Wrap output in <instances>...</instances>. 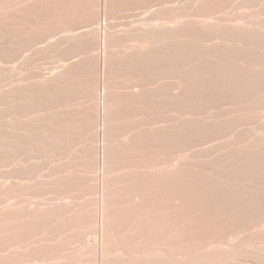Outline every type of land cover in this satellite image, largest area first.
Segmentation results:
<instances>
[{
  "label": "bare ground",
  "instance_id": "bare-ground-1",
  "mask_svg": "<svg viewBox=\"0 0 264 264\" xmlns=\"http://www.w3.org/2000/svg\"><path fill=\"white\" fill-rule=\"evenodd\" d=\"M240 1L233 4V0H0V51L5 55V60L2 59L4 62L0 61V109H3V115H0V264H252L247 262L251 253L256 259L260 254L263 257H258L264 259V163L261 164L264 161V134L254 133V137L250 135L245 138L250 131L244 134L245 137L241 133L249 129L242 128L241 132L232 134V127L231 131L228 128V141L225 135L229 134H226L225 128L223 136L227 140H224L226 145L223 143V150H237L231 152L237 155L238 161L235 163L229 162L235 155L228 151L225 153L230 155H225L231 156L229 161H224L228 160L227 157H217L222 144H218L219 148H208L212 153L218 150L213 156L216 154L215 158L219 161L210 152L209 156L214 161L206 158L209 157L207 151L201 152L204 156L207 154L205 158H201V153L180 158L179 153L187 150L184 140L189 132L196 133V137L199 134L203 136L202 131L206 127L209 131L215 126L212 130L215 132L216 127L222 125L223 119H216L218 115H213L215 107L212 114L206 111L210 101L208 96L203 95L211 89L216 91L218 80L212 83L215 88L211 84L210 91L206 92L203 90L205 87L201 88L206 82L197 88L201 80L197 76L199 81L194 79L197 85H194L195 90L192 84H188L195 82H188L186 74L183 75L184 62H180L184 58L173 63L175 68L178 63L182 67L175 72L173 66L175 73L170 72L167 62L169 72L163 73V66L159 70L164 75L175 74V77L168 75L175 78L169 85L165 83L168 77L163 82L161 76L164 75L156 77L158 71L155 74L152 72L154 69L151 68L155 65L150 68L154 76L150 73L152 80L149 82L142 76L150 66H145L146 71L142 70V66L140 71L137 66L140 58H149L147 55H159V58L166 57L169 61L172 55L176 59L183 57L188 53L184 50V44L190 40L185 43L184 38L187 39V34L191 37L190 33H183L185 26L188 29L191 27L193 32L198 25L214 23L213 29L210 28L212 26L209 28L215 31L218 26L221 27V23L224 24L223 21L231 23L225 10L232 4L241 7ZM237 7L234 8V15ZM241 11L244 12L239 10L240 16L237 13L235 19L231 18L234 21H230L235 27H242V35L248 21L240 18L243 14ZM218 13L228 19L219 18ZM215 22L221 23L215 28ZM257 24L254 27L258 28ZM232 25L228 27L233 31ZM250 25L251 22L247 27ZM222 26L220 30L217 28L219 33L228 29ZM150 27H153V32L148 30ZM204 27L208 29V25ZM199 28L197 31L202 30ZM253 30L250 33L256 35L260 28L255 29L256 32ZM124 35L128 38L123 49L127 54L121 52L123 46L120 47ZM242 36L239 37L243 40ZM118 39H122V43ZM260 39L257 41L262 44ZM248 42L250 45L255 43ZM188 48L186 46L185 49ZM224 48H228L227 45ZM120 55L125 59V64L129 61L127 59H131V66L123 67L124 62L120 65L123 60L120 61ZM257 56L256 59H259ZM189 61L192 62L191 59ZM189 61L184 64L187 65ZM263 61L262 64L258 62L262 67ZM251 64L248 66L251 67ZM207 65L206 68L202 67L205 69L203 72L209 70H206ZM257 67V71L260 70L259 65ZM249 69L243 72L246 78L254 74L258 76V83L253 81L251 85H264L259 80L261 70L260 76L256 70L247 76V73H252ZM237 70V73L240 72ZM136 71L143 79L136 77ZM228 71L224 73L227 75ZM199 73L202 71L198 70ZM202 75L199 76L205 74ZM231 75L230 82L234 81V78L231 79L234 75ZM237 77L238 80L240 76ZM223 80L222 86L228 87L230 84L226 86ZM239 82L241 86L242 81L239 80L238 83L236 81L237 86ZM217 85V89H220L219 83ZM240 86L237 87L238 91L232 90L236 93L241 91L242 94L249 87L244 90L243 84V91ZM224 87L221 88L225 90ZM187 88H194L195 91L202 89L205 93H199L201 90L197 92L203 95L201 97L191 89L186 92ZM229 89L227 94L232 92ZM252 89L248 90L253 92ZM255 90L264 94L263 90ZM190 91L198 98L208 97V108H204L213 118L210 115L207 119L196 115L200 109H196L199 106L195 105L204 100L198 99L196 103V97H192L195 101L187 97ZM220 91L217 90V93ZM223 93L226 94L222 92L221 95ZM215 96L218 99L219 95ZM254 99L251 100L254 102ZM189 100L194 101V111H198L196 114L189 108ZM214 103H218V100ZM237 105L239 112L242 106ZM163 108L166 115L176 113L170 116L173 119L165 117L163 113L160 115L164 118L156 113L153 115L158 116L150 117V111L162 109L161 112H165ZM243 110L240 112L243 113ZM241 121L239 118L238 122ZM226 125L231 127L232 124ZM201 128L204 129L197 135ZM207 135L208 132L205 137ZM205 137L199 138L205 141ZM195 143L191 142L193 146ZM172 152L177 160L171 157ZM255 253L258 254L255 256ZM256 259L253 258V261ZM262 259L259 262H264ZM255 262L259 263L257 260Z\"/></svg>",
  "mask_w": 264,
  "mask_h": 264
},
{
  "label": "rangeland",
  "instance_id": "rangeland-1",
  "mask_svg": "<svg viewBox=\"0 0 264 264\" xmlns=\"http://www.w3.org/2000/svg\"><path fill=\"white\" fill-rule=\"evenodd\" d=\"M233 1H234V3L232 2L233 4H237V2L240 1V0H238V1L236 0V3H235V0H233ZM261 1H263V2L261 3L262 5L259 4ZM240 2H241V4L238 3V5L240 4V5L244 6V8H242V6H241V7L238 6V7L241 8V9H239V8L237 7V5H236L235 7H237V8H236V9H237V13H239V14H238V17L240 16V12H239V10H243L244 12L241 11V14H242V13H243V14H242V17H240V18L245 19L246 21H248V22H246V23H248V24L245 25L247 29L245 30V27H244V29H243V30L245 31V34H246V35L244 34V32H243V34H242L243 36L241 35V32H242V27H241V26H239V25L236 24V25H237L236 27L238 28V29H237V28L235 27V24L232 25L233 22L230 21V20H233V19H231L232 17L235 19L234 16L237 15V13H236V15H234V14H235V9H234L235 7H234V5L232 4L231 6L228 7V9H226V8H225L226 10L224 9V10L226 11V13H228V14H226L225 11L222 10V14H223L224 16L228 15V17H230L229 22H231V23L228 24V22H225V21H223L224 24L221 23V22H220V23H221V27H224V26H222V25H225V28H228V29H229V27H230L229 25H232V26H233V28H232L233 31H232L231 29H229V30L227 29L226 31H224L225 28H222L221 30L224 29V30H223L224 32L220 31V33H219L218 29H219L220 26H218V25H219L220 23H218V22H217V23L215 22V28L218 26V27H217L218 29L216 28L218 32L216 31L215 28H214L215 31H214V30H211V29H213V27H214V23H213V25H211V23H210V24H209V23H208V24H204V23H203V26H199V25H198V27H197V28L195 27V29H194V31H193L195 35L192 34L193 32H192V28H191V27H190V29H188V26H185V27H184L183 33H184V34H186V33H190V34H191V37H190V38H189V36H190L189 34H187L188 37H187L186 35H184V37H185V36L187 37V39L184 38L185 43H186V40L190 39V40H188V41H190V42L187 41V44H184V45H185V46H184L185 48H186V46H187V48L190 46V47H189L190 50H188L189 48H188L187 50L184 48L185 51H188V53H190V54H188V53H186V52L184 51V53H186L190 58H189L186 54H184L185 56L183 55V57L180 56V58H178V56H177L178 59L175 58V57H176L175 55H174L175 57H173V55H172V58H169V59H170V61H169L168 59H167V60L165 59L166 57H164V59H163V58H159V55H158V57H156V55H152V57L155 56L156 59L158 58V61H159V62H158L155 58L152 59L151 55H147V56H149V58H147V59L150 61V57H151V61L154 60V63L156 62L155 64L153 63V61H152V62H151V61L148 62L147 59H145L146 62H145L144 64H142V63L145 61V60H144V57H143V59H142V58L139 59L140 62H139L138 64H139L140 66H139V65H137V66L140 67V69H139V68H138V69H139L140 71H142L143 69L146 71L147 69H145V68H146L145 66L149 65V66H150V67H149V70L146 71V72H148L149 74L146 73V72H143L145 75H143V76L140 75V77H139L138 75H139L140 72H137V71H136V77H139V79H143V78L145 77V79L148 80V82H149L150 80H152V78H150V76H151L150 73H151V71H152L153 69H154V70H153L152 72H153L154 74L156 73V70L158 71L157 74H155V76H156V75H158V76L164 75L163 73L166 72V71H167V73H168V72H169V71H168V68H169V67H170V68H169L170 72H173V73L177 72L178 67H179V69L181 70V69H182V67L180 68L181 64L179 65V63H178V64H177L178 67L175 68V66H174L173 63H175L177 60H180V59H183V58H184V59L186 58L185 60H188V61H189V59H191V61H192L191 63H192V64H193V60H194V65H192V64L190 63V61H189L188 64H189L190 66H189L188 64H187V65L184 64V63L188 62V61H185L184 59H183L184 61L182 60V62H180L181 60L178 61V62H180V63H183V62H184V63H183V65H184V66H183V69H184V70H183V73H184L183 75H185V74L187 75V73L190 71V73H189L187 76L185 75L186 80L188 79V80H189L188 82H191L192 80L194 81V79H195L197 76H198L199 79L202 80V81L200 80V81H201V82H200V81L198 80V78H196V79H197V82L199 81V82H198V86L196 85V82H195L196 80L194 81V82H195L194 84H193V82L188 83V84H192L191 87H193V86L195 85V86H197V88L199 89V88L201 87L199 84H201V83L203 84L204 82H206V84L204 83L206 86H205V85L203 86V85L201 84V85H202L201 88H204V87L206 88L207 85H209L210 87H208V89H209V88L211 89V84H212V83H214V84L217 83V80H218V83H219V85H220V86H219L220 89H219V88L217 89V87H218L217 84H218V83L215 85V87L217 86L216 89H215L216 91H214V90H212V89H211V91H210V89L208 90L207 88H206V89H205V88L203 89L204 91L207 90L206 92L210 91V92L213 93V94H212V93L209 92V93H207L206 95L203 94L204 96H208V97H209V101H210L209 105H208V101L206 100V98L208 99V97H206V98L203 97V98H205V99H203V98H200V97L198 98L197 95H191V94H190V93H192V94H194V93H195V94H199V93H201V92H202V93H205V92L202 91V89H200L201 91H200V90L195 91V90H196V87H195V86H194L195 90H194V88H193V89H191V88H187V91H186V92H188L190 89H191V91L193 90V92H194V93H193V92L190 91V92L187 94V97H191V98H192V97H194V98L196 97L195 99H197V101H195V99L192 98L196 103L199 102L198 99H202V100H204V101H202V102H203L202 105H201L202 102H199L200 105H199V104L195 105L194 101H193V102H190V100H189L190 103L188 102V103H189V104H188L189 108L193 109L192 111H194V108H195L196 106H199V107H196V109L199 108L200 110H198V111H200V112L196 114V112H198V111H194L195 114L198 115V117H202V118H205V119L210 118V117H211L210 113L212 114V109H214L213 107H215V109L213 110V111H214V112H213V115L216 117L217 115L219 116L218 113H220L219 118H218V116H217L216 119H220V118H221V119H223V121H221V122H222V125H219V126L216 127L217 129L215 130V132L212 131V130L215 129V128H214L215 126H213L214 129H213L212 127H210V128H212V129H210V128L208 127V128L210 129L209 131H212V132H214L215 134L212 133V132H209L208 129H207V127H206V129L203 128L204 130H203L202 128H201L200 130H198V131L196 130V131L198 132L197 135H198L199 133H201V131L203 130V131H202V133H204L203 136H202V134H199V136L196 137V133L194 134V132H193V133H192V132H191V133L189 132V133L187 134L185 140H184V142H185V143H184V146H185V147H186V145L188 146V147H186L187 150H184V148H183V150H184V151H183L184 154H182V155H181L180 153H183V152L180 150V151H181V152L179 153V155H180L179 157H180V158L188 157V156H191V155H197V154H200L201 152L204 153V152H206V151H207L206 153L208 154V156H209V152H210V153L212 154V156H213V154L216 153L218 150H217L216 152H215V150H213L214 153H212V152H211V151H212V150H211V149H212V146H214V147H213V149H214L215 147H216V148H217V147H218V148L220 147L218 144H220V145L222 144L221 147H220V148H222V150H219V151H218V153H217V154H218L217 157L221 156V158H224V157L229 156L230 154H231V155H235V156H234L235 158L232 156V159L234 158L233 160L230 159L231 156H230V157H227L228 160H224V161H229V159H230L229 162H233V163H235V162L238 161V160H237V155H236V153H235V154H232V153L236 152L237 150H236V151H235V150H231V152L234 151V152H232V153L229 152L230 150H229V151H228V150H223V148H224L223 143L226 145V143H225L226 141L224 142V140H227V139L229 138L230 134H229L228 132L231 131V128L233 127L234 129H236V128L238 127L237 129H239V130L236 129V131H235V130L232 128V129H233V132L231 131L232 134L235 133V132L237 133V131H238V133L241 132L242 128H243L244 130H245V129H249V130H245V131H243V132H242L243 134L241 133V135L244 136V137H245V135H246V133H247L248 131H250V133L253 132L252 134L248 133V134H247L248 137H245V138H249L250 135L253 136V135L257 134V133H258L257 135H260V134L263 135V134H264V126H263V125H264V124H263L264 121H262V120H264V118H263V119L260 118V117H264V116H263V115H264V112H263L264 110L261 111V109L264 108V107H262V105L264 106V99L262 98V97L264 96V94H262V92L258 90V89L263 90V93H264V85L262 84V82L264 83V79H263L264 76H262V74H263V72H264V66L262 67V65H261V64H262V61L264 60V44H263V43H264V39H263V40L260 39V37H261V38L264 37V35H263V34H264V27H263V26H264V22H263V21H264V18H263V17H264V10H263V9H264V0H257V2H256V0H253V1L246 0L245 2H246L248 5H247L245 2H242V1H240ZM252 2H254V3H252ZM255 2H256V3H255ZM242 3H243V4H242ZM245 4H246V5H245ZM251 4H252V5H251ZM253 5H254V6H253ZM255 5H256L257 7H256ZM232 6H233L234 8H233ZM230 7H231V8H230ZM255 7H256V8H255ZM258 7H259V9H258ZM232 8H233V9H232ZM231 9H232V10H231ZM246 9H247V10H246ZM188 10H189V9H188ZM230 10H231L232 12H230ZM233 10H234V13H233ZM255 10H256V11H255ZM262 10H263V11H262ZM227 11H229V12H227ZM260 11H262L263 13L260 12ZM250 12H251L252 14H251ZM220 13H221V12H220ZM220 13H218V15H220L219 18H220V17H223V16H221L222 14H220ZM229 13H230V15H229ZM232 13H233V14H232ZM259 13H260V14H259ZM225 14H226V15H225ZM244 14H245V15H244ZM252 15H253V16H252ZM248 17H249V18H248ZM250 18H251V19H250ZM260 18H261V20H260ZM223 19H228V18L223 17ZM255 19H256V20H255ZM262 19H263V20H262ZM227 21H228V20H227ZM233 21H234V20H233ZM253 21H254V22H253ZM258 21H259V23H258L259 26H258V28H256V27H257V26H256V24H257L256 22H258ZM260 21H261V24H260ZM250 22H251L252 28H250L251 25H250V27H247V26H249V23H250ZM252 22H253L254 24H253ZM226 23L228 24L229 27H228V26L226 27V25H227ZM255 23H256V24H255ZM258 24H257V25H258ZM200 25H202V24H200ZM204 25H206V27H207V25H208V29H205ZM261 25H262V26H261ZM210 26H212V27H210ZM254 26H256V27H254ZM260 26H261V27H260ZM199 27H201V29H202V27H204V29H205L207 32H206L204 29L201 30ZM209 27H210L211 29H210ZM221 27H220V28H221ZM234 27H235V28H234ZM239 27H241V28H239ZM140 28L142 29V28H144V27H140ZM154 28H155V26H154ZM198 28H199V30H201V31H197ZM230 28H231V27H230ZM259 28H260V30H258ZM262 28H263V29H262ZM185 29L188 30V31H186ZM234 29H235V31H234ZM236 29H237V30H236ZM240 29H241V30H240ZM248 29H250V30H251V29H252V30H253V29H254V30L257 29L258 31L255 30V32L257 31V33H256V35H255V33L253 32L254 30L252 31L253 33L251 34V33H250L251 31H250V30L248 31ZM148 30H150V32H153V31H154L153 27H150ZM152 30H153V31H152ZM190 30H191V31H190ZM219 30H220V29H219ZM230 30H231V31H230ZM184 31H185V32H184ZM189 31H190V32H189ZM202 31H203V32H202ZM209 31H211V32L208 33ZM212 31L214 32V34L212 33ZM229 31H230V32H229ZM239 31H240V33H238ZM247 31H248L251 35H250ZM260 31H261V33H260ZM196 32H199V33L196 34ZM204 32H205V34H204ZM228 32H229V34H228ZM258 32H259V33H258ZM218 33H219V34H218ZM226 33H227V35H226ZM236 33L240 34V35L237 34V36H238V37H239V36H242V37H243V40L241 39V37L238 38V37L236 36ZM247 33H248V34H247ZM209 34H211L210 37H209ZM212 34H213V36H212ZM215 34H216V35L218 34V36H216ZM253 34H254V36H253ZM260 34H262V35L260 36ZM192 35H194V36H192ZM203 35H205V38H207V37H209V38L204 39ZM214 35H215V36H214ZM244 35H245V36H244ZM248 35H249V37H248ZM257 35H259V39L263 41L262 44L260 43L261 41H260V42L257 41V40H259ZM206 36H207V37H206ZM232 36H233V38H232ZM235 36H236V37H235ZM250 36H252V37L255 38V39H253L252 37H251L252 40L249 39ZM130 37H131V36H130ZM130 37H129V39H131ZM211 37H212V38H211ZM213 37H214V38H213ZM244 37H246V38L244 39ZM247 37H248V38H247ZM122 38H123V37H122ZM201 38H202V43H201ZM210 38H211V39H210ZM235 38H236V39H235ZM237 38H238V40H237ZM125 39H128L126 35H124V39H123L124 41H123L122 39H118V40L121 41V43H122V41H123V43H122L123 45H122V44L120 45V47L123 46L122 49L120 48L121 50H123L124 47H125V45H126V43H125L126 40H125ZM203 39H204V40H203ZM209 39H210V40H209ZM218 39H219V40H218ZM227 39H228V40H227ZM229 39H230V40H229ZM248 39H249V40H248ZM217 40H218V41H217ZM220 40H222V41H220ZM226 40L229 41V42H227ZM236 40H237V41H236ZM127 41H128V40H127ZM197 41H198L199 44L197 43ZM230 41H232V42H230ZM241 41H243V43H242ZM248 41H251V42H252V41H253V42L255 41V43H254V45H253V44L250 45L251 43L248 42ZM118 42H119V41H118ZM128 42H129V41H128ZM128 42H127V43H128ZM204 42H205V43H204ZM215 42H216V43H215ZM256 42H257V43H256ZM188 43L190 44L189 46H188ZM195 43H196V44H195ZM238 43H239V44H238ZM217 44H218V45H217ZM228 44H229V45H228ZM237 44H238V45H237ZM257 44H258V45H257ZM206 45H207V46H206ZM210 45H211V47L209 48ZM214 45H215V46H214ZM220 45H222V46H220ZM226 45H227L228 48H224V47H226ZM232 45H233V46L236 45V46L233 47ZM248 45H249V47H248ZM262 45H263V46H262ZM118 46H119V44H118ZM200 46H202L203 49H202ZM254 46H255V47H254ZM126 47H127V46H126ZM193 47H194V48H193ZM205 47H206V48H205ZM217 47H218V48H217ZM242 47L244 48V51H243V48H242ZM262 47H263V48H262ZM207 48H208V49H207ZM211 48H212L215 52H216V50H217L218 52L215 53ZM219 48H220V50H219ZM229 48H231V51H232L233 53L229 50ZM255 48H256V49H255ZM200 49H201V50H200ZM205 49H207V51H206ZM210 49H211V50H210ZM222 49H223V50H222ZM226 49H228V51H227ZM233 49H235V50H233ZM241 49H242V50H241ZM252 49H253V51H252ZM203 50H204V51H203ZM201 51H202V53H201ZM209 51H210L211 53H210ZM222 51H223V52H226V53L224 54V53H222ZM234 51H235V52H234ZM245 51H246V52H245ZM254 51H255V54H254ZM262 51H263V52H262ZM121 52L127 54L126 51L124 52V50L121 51ZM191 52H192V53H191ZM195 52H196V53H195ZM205 52H206L207 54L209 53L210 56H209V54L207 55ZM212 52L214 53V55H213ZM229 52H231V53H229ZM236 52H237V53H236ZM241 52H242L243 54H242ZM247 52H248L249 54H251L252 56L249 55ZM258 52H259V53L261 52V53H260L261 55H260ZM3 53H4V52H3ZM220 53H221V54H220ZM240 53H241V54H240ZM0 54H1V55H0V56H1V57H0V61H1V62H4V60H5L4 58H5V57H3V56H5V55H3L1 51H0ZM121 54H122V53H121ZM194 54H195V55H194ZM197 54H198V56H196ZM199 54H200V55H199ZM215 54H217V55H215ZM226 54H227V55H226ZM228 54H229V55H228ZM232 54H233V55H232ZM245 54H246V55H245ZM247 54H248L249 57H247ZM256 54L259 55V59H256V58H258V56H257ZM192 55H193V57H192ZM231 55H232V57H231ZM238 55H239V56H238ZM186 56H187L188 58H187ZM204 56H205V57H204ZM208 56L210 57L209 60H208V58H207ZM217 56H219V57H217ZM223 56H224V57H228L229 59H228V58H227V59H226V58H223ZM168 57H170V56H168ZM168 57H167V58H168ZM213 57H214L215 59H216V58H217V59L219 58L218 61H217V59L214 60ZM245 57H246V58H245ZM252 57H253V58H252ZM145 58H146V56H145ZM174 58H175L176 60H174V62H173V61L171 62V59H174ZM193 58H194V59H193ZM195 58H196V59H195ZM199 58L202 59L203 61H202V62H199V61H200ZM206 58H207V59H206ZM211 58H212L214 61H211ZM261 58H263V59H261ZM2 59H4V60H2ZM119 59H120V61L123 59V58H121V55H120V58H119ZM220 59H221V60H220ZM230 59H231V61H229ZM236 59H237V60H236ZM244 59H245V60H244ZM246 59H247L248 61H247ZM249 59H250V60H249ZM251 59H253V60H251ZM124 60H125V59H123V60L121 61L120 65H122V62H124V63H123V67H126V66H127V68H128L129 66H131V64H132V62L130 61L131 59H127V61H128V60L130 61V62H129V61L126 62L128 65L125 64V61H124ZM198 60H199V61H198ZM204 60H205V62H204ZM225 60H226L227 62H226ZM255 60H256L257 62H256ZM258 60H260V61H258ZM136 61H138V59H137ZM161 61H162V62H161ZM163 61H164V62H163ZM207 61H208V62H207ZM215 61H217V62H216L217 64L215 63ZM219 61H220V62H219ZM223 61H224V63H223ZM228 61H229V62H228ZM233 61H234V62H233ZM235 61H236L237 64H238V62L240 61L241 64H238V65H237V64L235 63ZM252 61H253V62H252ZM1 62H0V63H1ZM160 62H161V63H160ZM166 62H167V65L169 66L168 68H167ZM169 62H171L172 64H171V63L169 64ZM211 62H213L214 64H211ZM218 62H219V63H218ZM232 62L235 63V64H233ZM244 62H245L246 64H244ZM247 62H249L250 64L252 63V64H251V67H249L250 64L247 63ZM254 62H255V64H254ZM258 62L261 63V64H259ZM263 62H264V61H263ZM129 63H131V64L129 65ZM140 63H141L142 65H141ZM150 63H151V64H150ZM158 63H160V64L157 65ZM162 63H163V64H162ZM201 63H202V64H201ZM209 63H210V64H209ZM222 63L224 64V66L222 65ZM145 64H146V65H145ZM152 64H153V65H152ZM175 64H176V63H175ZM207 64L209 65V67H208ZM215 64H216V66H215ZM226 64H227V66H226ZM231 64H232V65H231ZM253 64H254V65H253ZM154 65H155V66H154ZM170 65H172V66H170ZM185 65H186V68H187V66H189V67H188L189 69H188V68L186 69V68H185ZM205 65H207V69H206V70L209 69V70H208L209 72H210V68H211V67L213 68V69L211 68V72H210V73L214 74L213 72H215V74H214L215 76L212 75V74H210V73L207 74L208 71L203 72V71L205 70L204 68H206ZM221 65H222V66H221ZM229 65H230V67H229ZM235 65H236V66H235ZM242 65H243L244 67H242ZM248 65H249V66H248ZM252 65H253V66H252ZM255 65H256V67H255ZM257 65H259V68H260L261 71H260L259 69H258V71H257V68H258ZM141 66L144 67V68H142ZM152 66H154V68H151ZM156 66H157V67H156ZM160 66H161V67H160ZM162 66L164 67V69H162ZM173 66H174V68H173ZM191 66H194V67L192 68ZM219 66H220V67H219ZM239 66H240L241 68H239ZM246 66H248V67H246ZM158 67H159V68H158ZM202 67H204V68H202ZM222 67H223V68L226 67L227 69L225 68V69L223 70V69H221ZM253 67H254V69H252ZM130 68H131V67H130ZM141 68H142V70H141ZM147 68H148V67H147ZM150 68H151L152 70H151ZM157 68H158V69H157ZM165 68H166V69H165ZM172 68L175 69V70H174L175 72L172 71V70H173ZM219 68H220V69H219ZM243 68H244V69L246 68V70H240V69H243ZM247 68H248V69L251 68V69H249V71L252 70V73H251V72H250V73H247V76H249L250 74H251V75L254 74L253 71H255V70H256V72H258L257 75H259V76H260V72H261V76H260V77H262V78L260 79V77H259V80L262 81V82H261L262 85H261L260 83H259V85H261L260 87H262V88H260L258 85H257V86H254V84L251 85V83H252L253 81L256 82V81L258 80V78H257L258 76L255 77L256 74H254L252 77L249 76V77H250V80L248 79L249 77L246 78V77H245L246 74H245V73L243 74V72H244V71H247V70H248ZM261 68H262L263 70H262ZM134 69H135V70H138L137 67H135ZM134 69H133V70H134ZM161 69H162V70H161ZM190 69H192V70H190ZM200 69H201L202 73H199V74H198V70H199V72H201ZM202 69H203V70H202ZM216 69H218L220 72L223 71V73H224L225 71L227 72V71L230 69V71H228L230 74L228 73V74H227L228 76H227L226 73H224V76H222L223 73L221 72L222 74L219 75V71H217ZM235 69H236V70L238 69L237 71H240V72H238V73H240L241 75H240V74L238 75V73L236 72ZM139 70H138V71H139ZM159 70L163 71V73H161ZM164 70H165V71H164ZM187 70H188V72H187ZM233 70H235L236 74H235V72H233ZM241 71H242V72H241ZM259 71H260V72H259ZM262 71H263V72H262ZM159 72H160V74H158ZM185 72H187V73H185ZM217 72H218V75H219L221 81H220L219 78H218ZM231 72H232V75L235 74V75H234L235 77H236V76H238V77L240 76L238 80H239V81H242V85H243V84L245 85V87L243 86V87H244V90L249 86L248 89L251 90L252 88H254V89H252V90H254L256 94L254 93V91L252 92V91H249L248 89H247L248 91L245 90L246 93H244L245 91L243 90V87H241L242 85L240 86V82H239L238 86H240V90L242 89L244 92L242 91V92H243L242 94H241V91H239L238 93L234 92V91H238V90H237V87H238V86H237L238 80H237L234 76L231 75ZM256 72H255V73H256ZM167 73H165L164 76H161L162 79L164 78L163 82H164L165 79L168 77V75L170 76V74H171V76L174 75V77H175V74H173V73L167 74ZM233 73H234V74H233ZM146 74H147V76H146ZM151 74H152V73H151ZM154 74H152V76H154ZM166 74H167V75H166ZM197 74H198V75H197ZM202 74H203V75L205 74L204 76H205L206 78H203L204 76H203ZM199 75H202L203 77H201V76H199ZM206 75H209V76L207 77ZM216 75H217V76H216ZM230 75L232 76L231 79L234 78V81L231 80V82H230ZM244 75H245V76H244ZM263 75H264V74H263ZM141 76H142L143 78H142ZM213 76H214V77H213ZM242 76H243V77H242ZM156 77H157V76H156ZM161 77H160V78H161ZM172 77H173V76H172ZM172 77H171V78L168 77V78H170V79L167 78L166 81H165V83L168 82V83H166V84L169 85L170 82H172L173 80H175V78H172ZM200 77H201V78H200ZM221 77L224 78V80H223ZM238 77H237V78H238ZM253 77H255L256 80H254ZM228 78H229V82H230V83H229V82L227 83ZM251 78H252V79H251ZM139 79H138V80H139ZM162 79H161V81H162ZM184 79H185V78H184ZM203 79H204V81H203ZM240 79H243V80H240ZM244 79H246V80H244ZM222 80H223L224 82L226 81V82H225L226 86H228L229 84L231 85V83H232V84H233L232 87H230V85H229L228 87H224V86H222V84H224V83H222ZM248 80H249L250 82H248ZM236 81H237V83H236ZM243 81L248 82V83H250V84L248 85V83H245V82H243ZM220 82H221V83H220ZM186 83H187V82H186ZM257 83H258V81H257ZM235 84H236V85H235ZM255 84H256V83H255ZM246 85H248V86H246ZM186 86L190 87V86L187 85V84H186ZM199 86H200V87H199ZM233 86H236V87H233ZM250 86H252V88H251ZM253 86H254V87H253ZM215 87H214L213 84H212V88H215ZM221 87H222V88L224 87V88H226V89L224 90V89H222ZM258 87H259V88H258ZM229 88H231V89H229ZM233 88H234V89H233ZM235 88H236V90H235ZM238 88H239V87H238ZM250 88H251V89H250ZM256 88H257L258 91L255 90ZM188 89H189V90H188ZM221 89H222V90H221ZM228 89H229L230 91H231L232 89L234 90V91L232 90L231 93L229 92L230 94L233 93V94H234V97L232 96L233 94H232V95L227 94ZM217 90H218V91L221 90V91H220L221 93H222V92H226V94L223 93V94L221 95L220 92H218V93H219V94H218V93H217ZM223 90H224V91H223ZM199 91H200V92H199ZM213 91H214V92H213ZM197 92H199V93H197ZM215 92H216V93H215ZM247 92H249V93H247ZM202 93H201V94H202ZM214 93L216 94V96L219 95V97H217L218 99L214 98V96H215ZM235 93H236V95H237V94H238V95L236 96ZM250 93H251V95H250ZM252 93H254L255 96L257 95V96H256V99H257V100L254 99V97H253L254 94H252ZM260 93H261L263 96H262ZM189 94H190V96H189ZM201 94H199L198 96H200ZM209 94H211L213 97H212L211 95H209ZM217 94H218V95H217ZM224 94H225V95H224ZM239 94H240V95H243V96H240ZM246 94H247V95H246ZM258 94H259V95H258ZM203 95H201V97H202ZM244 95H245V97H244ZM248 95H249V96H248ZM216 96H215V97H216ZM222 96H224V97H222ZM235 96H236V97H235ZM246 96H247L249 99H248ZM260 96H261V97H260ZM211 97H212V98H211ZM221 97L224 98V99H222ZM226 97H227V98H226ZM232 97H233V98H232ZM243 97H244V98H243ZM251 97H252V98H251ZM258 97H259V98H258ZM229 98H230V99H229ZM241 98H242V100H241ZM245 98H246V99H245ZM260 98H262V99H260ZM213 99H214V101H211V100H213ZM215 99H216V100H215ZM225 99H226V100H225ZM228 99H229L230 102L228 101ZM234 99H235V100H234ZM251 99H254V102H253V100H251ZM258 99L261 100L260 103H262V101H263V103H262L261 105H259L260 103H259V100H258ZM217 100H218V103H214V102H217ZM220 100H221V101H220ZM239 100H240V101H239ZM255 100H256V101H255ZM200 101H201V100H200ZM206 101H207V102H206ZM225 101H226V102H225ZM232 101H233L234 103H231ZM221 102H223V105H224L223 107H222V103H221ZM227 102L230 103V104H228ZM238 102H240V103H238ZM241 102H242L243 104H242ZM251 102H253V103H251ZM220 103H221V104H220ZM226 103H227L229 106H228ZM254 103H255L256 105H255ZM190 104L192 105V107H190ZM205 104H206V106H205ZM212 104H213V106L210 107ZM216 104L219 106L218 108H217V105H216ZM225 104H226V106H225ZM236 104H238L237 107H238V106H240V107L242 106V107L244 108V110H246V111H244L243 108L241 107V108H239V109H240V110H243V113H242V111L240 112V110H239V112H238V109L236 108ZM240 104H241V105H240ZM251 104H252V106H251ZM163 105H164V107H165V109H166V108H167V107L165 106L166 104H163ZM194 105H195V107H194ZM207 105L209 106V108H208ZM244 105H246V106H245L246 109H245ZM247 105H248V107H247ZM170 106H171V105H170ZM170 106H168V107H170ZM201 106H202V108H201ZM227 106H228V107H231V106H232L231 108H232L233 112L235 111V113H236L237 115H236L235 113H233L232 110H230L231 108L228 109ZM250 106H251V107H250ZM258 106H259V107H258ZM260 106H261V107H260ZM162 107H163V106H162ZM204 107H206V109L208 108L206 111H209L210 113H207V112L205 111V108H204ZM221 107H222V108H221ZM234 107H235V108H234ZM189 108H188V110H189ZM216 108H217V109H216ZM223 108H225V109H224V110H226L225 112L223 111ZM226 108H227L229 111H228ZM247 108H248V109H247ZM253 108H254V110H256V111H254ZM255 108H256V109H255ZM159 109H160V108H159ZM159 109H158V110H159ZM165 109L163 108L164 111H165ZM168 109H169V108H167L166 111H167ZM170 109H173V107H171ZM196 109H195V110H196ZM201 109H203V110H201ZM210 109H211V110H210ZM218 109H220V110H218ZM250 109H251V110H250ZM1 110H2V111H1ZM158 110H156V112H153V111H155V110L150 111V113L152 112V114L149 113L150 117H153V116H155L156 114H159V115H160V114H162V113H163L162 115H165V117H170L171 115L174 114V112L171 111V112H173V114H171V115H168V114H167V115H166V114H165L166 111H165V112H161V111H162V109H161V110H159L160 113H158ZM236 110H237V111H236ZM168 111H169V110H168ZM190 111H191V110H190ZM190 111H188V112H190ZM203 111H204V112H203ZM249 111H250V112H249ZM252 111H253V112H252ZM259 111H261V112H263V113H261V112H259ZM1 112H2V114H0V115H3V109H2V108L0 109V113H1ZM171 112H169V113H171ZM222 112H223V113H222ZM255 112H256V113H255ZM258 112H259V113H258ZM153 113H156V114L153 115ZM167 113H168V112H167ZM192 113H193V112H192ZM216 113H217V114H216ZM228 113H229L230 115H232V117L229 118L230 115H226V114H228ZM238 113H239V114H238ZM260 113H261L262 115H261ZM193 114H194V113H193ZM201 114H202V115H201ZM206 114H207V115H206ZM221 114H222V115H221ZM224 114H225L227 117H226ZM241 114H243V115H241ZM248 114H249V116H248ZM257 114H258L259 118H258ZM146 115H148V113H147ZM149 115H148V118H149ZM151 115H153V116H151ZM162 115H160V117H161ZM174 115H176V113H175ZM174 115H173V116H174ZM187 115H188V114H187ZM208 115H210V117H208ZM213 115H212V116H213ZM223 115H224V116H223ZM233 115H234L238 120H239V118H240V120H242V121H241L242 123H241V122L239 123L238 120H237L236 118L233 119ZM255 115H256V116H255ZM260 115H261V116H260ZM156 116H158V115H156ZM173 116L170 117V118L173 119ZM221 116H222V117H221ZM237 116H239V117H237ZM241 116H242V119H241ZM250 116H251V117H250ZM0 117H2V116H0ZM162 117L164 118V116H162ZM215 117H214V118H215ZM246 117H247V118H246ZM256 117H257L258 119H260V120L257 119V121H256V120H255ZM146 118H147V117H146ZM211 118H213V117H211ZM231 118H232V120H231ZM243 118H244L245 120H244ZM253 118H254V120H253ZM0 119H1V118H0ZM229 119H230V120H229ZM234 120L237 122V124H238V123H239V124H238V125H237V124L233 125L234 123H236V122L233 123ZM230 121H231V122H230ZM246 121H247V122H246ZM258 121H259V122H258ZM243 122H244L245 124H244ZM250 122H251V123H250ZM252 122H253V123H252ZM0 123H2V121H0ZM246 123H247V124H246ZM257 123H258L259 125H258ZM260 123H261V124H260ZM226 124H232V125H231V127H230V126H228V125H226ZM241 124H242V125H241ZM249 124H250V125H249ZM251 124H252V125H251ZM255 124H256V125H255ZM225 125H226V126H225ZM236 125H237V127H234V126H236ZM239 125H240V126H239ZM227 126H228V127H227ZM225 128H227V129L229 128L230 131H229V129H228V130L226 129V131H225V130H224ZM240 129H241V130H240ZM252 129H253L254 131H253ZM199 131H200V132H199ZM204 131H205L206 133H205ZM222 131H223V132H222ZM224 131L227 132L226 134H229V135H225V132H224ZM251 131H252V132H251ZM257 131H258V132H257ZM207 132L209 133V135H207V136H206L207 138H206V137H205V134H207ZM244 132H245V133H244ZM222 133H223V134H222ZM254 133H255V134H254ZM211 134H214V135H212L213 137H211ZM219 134L222 135V136L225 135V137L227 136V137H226L227 139H226L224 136H223V137H219V138H218L217 136H215V135L220 136ZM244 134H245V135H244ZM209 136H210V137H209ZM214 136H215V137H214ZM252 136H251V137H252ZM191 137H192V138H191ZM199 137H203V139H204V137H205L206 140L204 141V140L201 138V140H202V141H201ZM253 137H254V136H253ZM189 138H190V140H191V139H192V140H196V141H195L196 143H195L194 141H191L193 144L195 143V146H193V144H191V142H188ZM194 138H196V139H194ZM197 138H198V139H197ZM222 138H224V139L222 140ZM30 140H31V139H30ZM190 140H189V141H190ZM199 140L201 141V143H199V142H200ZM197 141H198V142H197ZM228 141H230V138L228 139ZM27 142H28V141H27ZM187 142H188V143H187ZM197 143H198V144H197ZM227 143H228V142H227ZM188 144H191V145L193 146V148H191L192 146H191V145L189 146ZM196 144H197V145H196ZM217 145H218V146H217ZM27 147H28V146H27ZM27 147H25V149H26ZM1 148H2V147H0V149H1ZM188 148H190V149H188ZM208 148H211V149H210L211 151H210ZM35 149H36V148H34V150H35ZM37 149H38V148H37ZM206 149H207V150H206ZM1 150H2V149H1ZM27 150H29V149L27 148ZM30 150H31V149H30ZM32 150H33V147H32ZM227 151H228L230 154H227V153H228ZM176 152H177V150H176ZM176 152H175V155L177 154ZM178 152H179V151H178ZM225 152H227V153H225ZM173 153H174V152L171 153V157L173 156L172 158L174 159L175 156L173 155ZM202 153H201V155H202L201 158H205V156H207V154H205V156H204ZM225 154H227V156H226ZM222 155H225V156H222ZM177 156H178V155H176V158H178ZM203 156H204V157H203ZM210 156H211V155H210ZM210 156H209V157H206V158H209V160L214 161V160H212V159H214V158L216 157V154L213 156L214 158H213V157L211 158ZM197 157H200V155H198ZM172 158H171V159H172ZM178 159H179V158H178ZM215 159H217V158H215ZM174 160H177V159H174ZM217 160H218V159H217ZM218 161H219V160H218ZM222 161H223V159H222ZM263 163H264V161H263L261 164H263ZM257 254H258V253H257ZM257 254L255 253V256H256ZM252 255H253V257L250 259L249 257L252 256ZM260 255H261V254H260ZM260 255H258V256H260ZM248 256H249V257H248ZM248 256H247V257H248V258H247V262H249V263H252V262H253L252 264H255V263H256V262H255L256 260L259 262V260H261L262 257H263V255H261L262 257H260V258L257 256V259H256V258L254 257V253H251V255H248ZM253 258L256 259V260L253 261ZM258 258H259V259H258ZM249 259H250V260H249ZM262 260H264V259H262ZM254 262H255V263H254ZM262 263L264 264L263 261H261V262H259V263H257V264H262Z\"/></svg>",
  "mask_w": 264,
  "mask_h": 264
}]
</instances>
